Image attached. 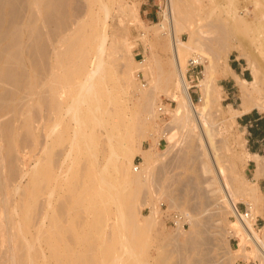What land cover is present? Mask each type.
<instances>
[{"label": "rangeland", "instance_id": "1", "mask_svg": "<svg viewBox=\"0 0 264 264\" xmlns=\"http://www.w3.org/2000/svg\"><path fill=\"white\" fill-rule=\"evenodd\" d=\"M106 1L108 7L110 6V12L108 14L109 19L107 18V48L103 56L106 61L108 75H106L107 84L103 87V96L100 99L110 109L123 106L125 109V117H133L131 123L138 121L137 119L139 117L144 120L145 124H142L144 128L137 125V128H139L136 129L135 122L133 124L137 131L141 128V132L139 130L140 133L135 132L132 124L127 127V130H123L127 139H130V137L133 138V140L130 139L133 143H130L127 139L124 140V143L132 144L135 151L132 166L137 168L145 161L144 155L138 151V148L144 150L153 149L151 153L155 159L152 162L151 174L144 181L139 194V200L136 204V211L139 212L135 217V221L138 224L137 228L120 229L123 235L122 238L128 239L130 249L135 252L134 256L138 257L136 260L139 259V263L177 264L179 255L176 252H169V250L173 245L183 244L188 239L189 232L192 228L184 212L186 211L185 209L188 210V206L196 205V213L198 214V219L201 221V227L205 231V235L207 237L208 235L210 236L211 244L204 247V249L206 248L205 252L207 254V247L210 248L208 258H212V261L204 262L205 264H217L219 262H227L228 264H260L259 260L255 257L251 242L246 240L242 242L238 236L228 238V232L232 227L238 226V221L229 209L224 207L222 209V207L220 208L214 204V197L221 196V193L219 194L218 190H216V188L219 189L220 187V180L217 179L210 169L212 165H218L219 169L220 167L223 169L220 179L224 182L226 188L228 186L232 187L234 177H239L243 182L244 180L247 182V186H251L249 185L250 182L257 183L264 193V177L259 179L255 178L256 164L253 162L250 163L249 161L242 164L236 160L237 156H246L248 152V143L244 129L239 125L238 117H232L230 113L232 112V108H240L242 97L236 78L232 74H228L227 76L221 74V67L229 66L234 68L241 79L253 80L255 73L263 80L264 43L253 40L252 38L253 28L256 26L255 19L251 17L253 10L251 2L254 0H184L183 3L188 8L183 9L185 11L184 13L197 9L199 16L203 15L205 11L214 12L211 14L212 16L204 18L203 20L199 18L194 24H191L195 20L194 18L183 22L182 29L178 31V37L186 44L181 49V63L183 64L189 83L190 95L196 105L201 106L204 104L200 108L204 113L208 114L205 121L206 127L211 130L209 149L200 145L197 129L195 131H189L186 128L171 124L173 119V115L171 114L177 107V102L173 101L172 97L164 89L159 88L155 91L157 99L155 100L154 107H164V110L157 114V117L146 118V114L143 115V110H141L142 113L139 112L142 108L141 93L149 91L152 87L151 77L153 73H157L160 65L168 66L172 60L169 36L163 34L165 30H162V28L155 27L164 20L167 0ZM82 2L86 5L85 0H82ZM99 4L98 1H93L92 9H94L95 15H98L97 17H103V8ZM122 6H129L132 10L131 16H123V23L119 17ZM229 9H233V11L237 9L239 13V16L237 15L238 24L235 23L233 25L230 24L232 23L231 21H228L225 10ZM205 16L203 15V17ZM220 17L225 19V24L231 29L228 37V41L232 45L230 54L228 57L224 55L217 57L216 67H207L209 65L207 59L200 61L197 66L193 67L190 65V61L194 56L192 49L195 48L197 42L213 44L218 35L215 30L210 29L209 23L212 22L213 24L214 21L212 20L219 19ZM158 31L162 38L159 42L155 40L154 36L155 32ZM203 31L205 32L203 33ZM62 48L65 49L64 46ZM119 77L121 78L119 80L120 83H118L121 84L119 85L120 87L117 86V83L115 85V80ZM128 77L129 79H126ZM207 79H212L209 85L211 87L210 99L213 101L212 107L208 106V108L203 100V97L207 93L205 86ZM79 82V79L75 80L69 86L70 88L67 89L68 92L64 94L62 99L66 104L71 103L69 96H75L74 92ZM261 86L263 90L257 95V103L260 107H254L255 109L253 108L251 112L264 116V80ZM171 89L176 95L180 96V90L178 88ZM110 93L111 95H109ZM110 96L114 98L113 103L110 100L107 101ZM35 106L33 105V110H39L40 107L38 105ZM69 114H65L63 117L64 120L61 122V127L65 131L64 140L61 144H55L51 141L49 147L45 146V143L49 139H46V132L43 130L45 123L44 117L36 121L35 127H38L37 131L29 135L30 137L25 138L26 141L22 140L24 137L23 132H17L13 137H4L1 139L3 148L0 150V165H5L4 162L6 160L13 158V161H11L17 174L14 181H10L9 187L6 188L7 190L5 189V197L9 201L6 210L8 216L4 208L0 209V264H11L4 259L5 252L10 248L4 235V231H8L5 227L7 224L11 225L10 231L15 235V242L11 243L12 246H10L12 248L18 245L19 247H24V242L18 244L21 240L20 230L24 228L23 215L26 208L30 205L35 192H37V203L35 204L34 210L30 213L34 219V225L30 228L32 233L41 236V240L36 245V251L40 252L43 249L46 252L45 254H48L47 246L42 240L46 235L53 234L54 227L48 223L50 220L47 218L44 219V225L41 221H43L42 216L44 215L46 200L49 199L48 191L51 187L54 192L50 199L52 206L49 212L53 214L61 203H64L66 206V210L62 213L63 217L61 216L62 214L59 215L62 225L61 240H59L61 252L65 253L64 249L74 250V248H78L76 237L90 236L92 240L95 237V241L98 240L97 244H106L113 234H117L114 231L116 228L113 229L111 227V223L113 224L117 219L116 213L114 214L115 205L113 204L110 206V214L109 217L107 216L110 219L107 220V226L103 233L96 232L90 225L94 219V215L90 209L86 210L84 207L85 205H89L93 197V192L95 191L93 184L97 178L96 170L101 167L98 165H105L102 160L106 152L102 153L103 147L99 145L96 147V143L93 140L91 142L90 139L94 137L91 135L94 132V127L91 124H87L86 127L84 126V134L90 139L87 137L84 140V136H81V138L79 134L78 140L80 138L81 140L78 141L77 137L76 142L70 144L71 137L74 131L76 132V130H73V126L75 124L74 128L77 129L76 127L78 125L74 120H71L72 117L69 118L71 116ZM142 119L140 121L143 122ZM73 122L75 123L73 124ZM170 127L171 131L168 130L174 136V143L171 151L165 154L171 143L164 133ZM262 128L264 129V126ZM103 130L102 128L101 131L103 132ZM104 138V135H101V139L103 140ZM82 140L88 142L87 144L85 143L86 146H84ZM9 142L12 145L10 150H8ZM91 146L94 147L93 149L95 151L90 150L92 148ZM64 150H71V155L63 165V173L58 177L56 174V165L54 164L60 158L58 153ZM41 152L44 153L41 154ZM45 154L47 155L45 156ZM94 156L100 158V161L97 162L98 164L94 161ZM50 162L51 165H49ZM233 165H236V167L233 168ZM132 171L133 173L136 172L134 169ZM0 172L4 174L5 169H0ZM187 181L193 182L195 188L190 185L186 186L184 193V202L186 201V204L183 205L185 208L177 209L170 207L167 197L162 193L167 191L173 193L174 190H179L182 184ZM18 184L21 185L16 191L15 189L18 187ZM164 187L165 190L163 189ZM213 189L217 193L213 194ZM76 195H79L81 200L78 204L73 200V197ZM247 203H249L248 200L238 195L236 207L240 212L243 213L245 211ZM157 205L159 211L155 213L153 220L146 219L151 215L153 207L155 208ZM255 217V220H257L254 226L255 232L259 236H262L264 232V211L262 213L256 212ZM64 218L66 221H64ZM18 223L20 229H18ZM40 223L43 225L42 228H39ZM179 226H181L183 232L178 230ZM242 246L247 250L246 256L240 253ZM236 250L240 254L236 253ZM132 251L130 252L133 255ZM71 257L72 253H70ZM64 260L65 258L62 257V264L65 263ZM40 264H43V261Z\"/></svg>", "mask_w": 264, "mask_h": 264}, {"label": "bare ground", "instance_id": "2", "mask_svg": "<svg viewBox=\"0 0 264 264\" xmlns=\"http://www.w3.org/2000/svg\"><path fill=\"white\" fill-rule=\"evenodd\" d=\"M85 1L86 5L82 0H0V150L3 148L1 139L13 137L17 132H23L24 137L22 136V140L26 141L25 138H28L29 135L37 131L38 127H35V123L41 117L45 119L43 130L46 132V139H49L47 142L45 139V146L47 147L50 146L51 141L55 144L63 143L65 131L61 127V122L64 120L65 114L70 113L71 116L69 118L72 117L71 120H74L78 125L77 129H75V122H73V130H76V132L74 131L73 133L71 131L73 135L70 144L75 143L77 137V140L79 139V134L80 137L84 136L83 138L86 140L88 136L84 134V126L86 127L87 124H91L94 127V132L91 135L94 137L92 139L88 137V139L91 142L93 140L96 143V147L98 145L102 146V153L106 152V154L102 160L105 165H98L101 166L99 169L96 166L98 169H95L97 171V178L93 184L95 191L89 205H85L84 208L86 210L90 209L94 215V219L90 224L91 227L96 232L103 233L107 226V220L110 219L107 218L110 214V206L112 204L115 205L114 214L116 213L117 219L113 224L111 223V227L117 229L114 230L117 234H113L106 244H97L98 240L95 241V237L94 240L90 236L76 237L78 248L76 247L74 250L66 249L67 251L64 249L65 253L61 252L59 240H61L62 225L59 215L66 210V206L64 203H61L54 213L52 211L53 214L49 212L52 206L50 199L54 192L51 187L48 191L49 199L46 198L47 203L44 208V215L42 216L43 221L40 219L44 225V219L47 218L50 220L48 223L54 227L53 234L46 235L42 240L47 246L48 254L46 255L43 249L40 252L36 251V245L41 240V236L32 233L30 228L34 225V219L30 213L34 210L37 203V192H35L30 205L26 208L23 215L24 228L20 230L21 240L18 244L24 242V247H19V245L17 246L18 248L16 246L14 248L11 247V243L15 242V235L10 231L11 225L7 224L5 226L8 231H4V235L10 248L5 252L4 259L11 264H40L41 261H43V264H62V257L65 258L64 264H145L141 260V263H139V259L136 260L138 257L134 256L135 252L130 249L128 239L122 238L123 235L120 229L137 228L138 224L135 221V217L139 212L136 211V204L139 200L141 187L152 171V162L155 160L151 153L153 149L144 150L138 148V151L144 155L145 161L139 167L134 168L132 163L135 151L132 144H130L133 143L130 140H133V138L127 139L123 130H127V127L132 124L136 133L139 130L141 132V128H144V126L142 127V124H145L144 120L136 116L138 121L133 120L136 124L135 126L133 125L134 122L131 123L133 117H125L123 106L110 109L100 99L103 96V87L107 84L106 75H108L103 54L107 48V18L110 6L108 7L106 0ZM93 1H98L101 4L103 17L95 15L94 9H92ZM183 3L184 0H167L164 20L155 26L165 30L163 34L169 36L172 60L168 66L160 65L157 73H153L151 77L152 87L149 91L141 93L142 106H140L142 108L139 112L143 110V115L146 114V118L157 117V114L161 113L164 107H154L155 100L157 99L155 91L159 88L164 89L172 97V100L177 102V107L171 114L173 115L171 124L186 128L189 131L197 129L200 145L209 149L211 130L206 127L205 121L208 114L204 113L200 108L204 104L201 106L196 105L190 95L189 83L185 75V69L181 63V49L186 44L178 37V31L182 29L183 22L194 18L195 20L191 23L194 24L199 18L201 20L208 18L214 12L205 11L203 14L206 15L205 17L203 15L199 16L198 9L184 13L183 9L188 8ZM251 4V7H253L251 17L256 21V26L253 28L254 32L251 31L253 33L252 38L264 43V0H254ZM237 9H234V11L233 9L225 10L228 21L232 22L230 24L235 25V23H239L237 21V15L239 14ZM131 14L132 10L129 6H122L121 15L119 16L122 20L121 22L123 23V16L129 17ZM212 21H214L213 24L212 22H208L210 29L215 30L218 35L213 44L197 42L195 48L192 49V54L194 55L192 59L195 62L207 59L209 64L207 67H216L217 57L221 55L228 57L232 49V45L228 41L231 29L225 24V19L220 17ZM198 28L200 27L198 26ZM154 36L157 42L161 41L162 38L159 31L155 32ZM63 46L65 49L62 48V50L61 47ZM123 70L120 71L124 72L125 70ZM126 72L128 73V71ZM221 74L224 76L232 74L240 86L242 97L240 108H232V112H230L232 117L247 113L254 107H260L257 103V95L263 90L261 85L263 84L264 75L263 80L255 73L253 80L241 79L234 69L229 66L221 67ZM129 77L126 79H129ZM77 79L80 82L76 85L75 96L70 95L71 103L66 104L62 98L68 92L69 86ZM119 80H121L120 77L115 80V85L116 83L117 86L121 85L118 84L120 83ZM211 80H206L207 93L203 97L207 108L208 106L212 107L213 104V101L210 99L211 87L209 82ZM175 87L180 90V96L172 91L171 88ZM109 100L110 102L114 101L113 96H110L107 101ZM33 105H38L40 107L39 110H33ZM136 122L139 123L137 124ZM137 125L141 127L138 131L136 130L139 128H137ZM171 127L167 128L164 133L171 143L165 154L171 151L174 143V136L170 132ZM102 128L104 129L103 132L101 131ZM101 135L105 137L103 140L101 139ZM126 139L130 143H124ZM84 140L82 141L84 146H86L85 143L87 144L88 142H84ZM76 145L74 144V146ZM91 147V149H87L95 151L94 147ZM11 148L12 145L9 142L8 150ZM43 153L41 152V154ZM70 153L71 150H64L58 153L60 158L54 164L56 165L58 177L63 173V165L71 155ZM94 157L98 160L94 159L96 163L100 161L98 156ZM250 157L256 160L255 178L264 177V157L247 153L246 156H237L236 160L245 164ZM11 160L3 161L5 165H0V169H5L4 174L0 172V209L4 208L6 213L9 201L5 197V189L9 187L10 181H14L17 174L14 165H12L13 160ZM49 165H51V162ZM235 167L236 165H233V168ZM132 169L136 170V172L133 173ZM210 169L217 179L220 180V187L219 189L216 188V190H218L219 194L221 193V196L214 197V204L220 208L222 207V209L223 207L229 209L238 221V226L232 227L228 232V238L238 236L242 242L243 240L251 242L255 257L259 260L260 264H264V232L262 236H259L255 232L254 227L256 222L255 213H262L264 211V193L257 183L250 182L249 185L251 186H247V182L245 180L243 182L239 177H234L232 187L228 186L226 188L224 182L220 179L223 169L221 167L219 169L218 165H212ZM20 185L16 186V191L20 188ZM187 185L194 187L193 182L187 181L182 184L179 190H174L173 193L168 191L162 193L167 197L170 207L177 209L185 208L183 206L186 204V201L184 202V193ZM96 186L98 187L96 188ZM163 189L165 190V187ZM216 190L213 189L212 193H217ZM238 195L249 201L247 206L250 214L247 219H243L237 212L236 199ZM73 198L76 204L79 201L81 202L79 195ZM211 198L213 199L212 196ZM157 207L158 205L155 208L153 207L151 215L146 219L153 220L155 213L159 211ZM187 208L188 210L185 209L184 213L192 228L188 239L183 244L173 245L169 252H176L179 255L177 264H201L212 261V258H208L210 248L207 247V254L205 252L206 248L204 249V247L211 244L210 236L208 235L207 237L201 227V221L198 219V214L196 213L197 206L192 205ZM61 216L63 217V214ZM64 221H66L65 218ZM41 223L40 225L38 224L39 228L43 227ZM18 229H20L19 223ZM181 229V226H179L178 230L182 231ZM38 248L40 247L38 246ZM130 251H132L133 255ZM235 252L246 256L247 250L242 246L240 253L238 250ZM70 253H72L71 258ZM190 261L192 262L190 263ZM217 264L228 263L219 262Z\"/></svg>", "mask_w": 264, "mask_h": 264}, {"label": "crops", "instance_id": "3", "mask_svg": "<svg viewBox=\"0 0 264 264\" xmlns=\"http://www.w3.org/2000/svg\"><path fill=\"white\" fill-rule=\"evenodd\" d=\"M232 80L234 79L232 78ZM237 117L239 125L244 129L246 141L248 143L247 153L250 155L264 157V129L262 128L264 126V116L259 113H252L249 111ZM248 161L256 164V160L254 158L250 157Z\"/></svg>", "mask_w": 264, "mask_h": 264}, {"label": "built area", "instance_id": "4", "mask_svg": "<svg viewBox=\"0 0 264 264\" xmlns=\"http://www.w3.org/2000/svg\"><path fill=\"white\" fill-rule=\"evenodd\" d=\"M199 64V62H195L193 59H191L190 61V65H192L193 67L197 66ZM162 110V109H161ZM238 214L243 218V219H247L249 217L250 211L248 209V207L246 206L245 211L242 213L239 210H237ZM257 222V220H256ZM255 222V224H256Z\"/></svg>", "mask_w": 264, "mask_h": 264}, {"label": "trees", "instance_id": "5", "mask_svg": "<svg viewBox=\"0 0 264 264\" xmlns=\"http://www.w3.org/2000/svg\"><path fill=\"white\" fill-rule=\"evenodd\" d=\"M234 69V68H233Z\"/></svg>", "mask_w": 264, "mask_h": 264}]
</instances>
